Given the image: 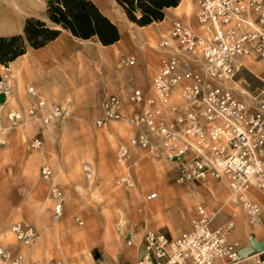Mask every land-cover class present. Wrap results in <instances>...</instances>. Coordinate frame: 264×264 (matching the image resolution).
Returning a JSON list of instances; mask_svg holds the SVG:
<instances>
[{"label":"built area","instance_id":"obj_1","mask_svg":"<svg viewBox=\"0 0 264 264\" xmlns=\"http://www.w3.org/2000/svg\"><path fill=\"white\" fill-rule=\"evenodd\" d=\"M194 2L201 32L180 19L172 21L168 36L159 42L163 57L149 83V97L129 88L126 111L118 96L109 95L95 122L99 127L116 121L133 128L130 144L173 163L178 183L212 179L225 184L229 203L241 208L248 223L255 224L260 220V207L249 192L264 189V80L251 87L239 74L246 70L244 60L249 57L264 63V0ZM2 91L11 94L8 86ZM62 112L63 107L52 105L44 123H52ZM11 116L18 119L15 113ZM128 155L129 146L121 145L118 160ZM90 169L83 166L87 173ZM41 175L52 177L47 166L41 168ZM122 181L130 184L128 179ZM49 194L55 222L62 215L65 198L53 183ZM155 196L152 192L147 198ZM211 221L212 214L198 205L190 229L176 237L146 229L136 264H214L219 258H226L228 264L242 261L237 242L227 240L233 224L213 228ZM11 230L25 245L36 238L31 225L15 222ZM22 259L0 245V264H20ZM254 262L264 264V252L254 255ZM95 264L104 262L98 259Z\"/></svg>","mask_w":264,"mask_h":264},{"label":"rangeland","instance_id":"obj_2","mask_svg":"<svg viewBox=\"0 0 264 264\" xmlns=\"http://www.w3.org/2000/svg\"><path fill=\"white\" fill-rule=\"evenodd\" d=\"M131 27L130 33L135 36L137 28ZM167 33L138 34V38H144L141 47L122 56L124 76L120 86L126 111V89L133 85L146 87L163 57L157 43ZM129 55L136 57L135 64L126 63ZM259 67L264 72V63ZM7 79L12 90V76ZM249 80L258 83L255 78ZM104 93L99 92L87 105L82 104V99L73 106L68 99L61 105L65 114L49 125H41L22 112L17 124L7 129V114L5 109L2 111L5 117L1 121L6 128L0 130V244L22 255L20 264H50L53 257L62 262L93 264L91 248L112 254L141 228H169L172 234L185 230L190 225L192 209L202 204L199 191L176 182L173 163L130 144L133 128L116 121L96 125L108 95L103 97ZM12 101L13 90L7 104ZM37 136L41 143L34 148L30 141ZM121 145L129 146L124 161L118 160ZM84 165L90 166V172L83 170ZM42 166L50 169L52 180L42 177ZM52 183L65 198L62 215L55 222L50 218ZM182 187L186 200L180 198ZM151 192L157 195L149 199ZM15 222L34 227L36 238L30 245H22L9 232L8 227Z\"/></svg>","mask_w":264,"mask_h":264},{"label":"crops","instance_id":"obj_3","mask_svg":"<svg viewBox=\"0 0 264 264\" xmlns=\"http://www.w3.org/2000/svg\"><path fill=\"white\" fill-rule=\"evenodd\" d=\"M91 1L101 14L116 26L119 37L114 43L102 45L96 37L79 38L72 35L69 30L53 24L46 14V0H0V36L23 34L25 20L29 17L37 18L44 21L48 26L60 30L55 39L42 47L27 46L25 52L10 61L7 66L0 64V81H4L3 75L4 77L11 75L14 94V101L11 105L8 104L1 110L0 121L5 117L2 112L4 109L7 114L9 111L25 113L27 109L32 108L35 115L40 116L47 113L51 105L61 106L68 102V99L71 100L70 105L73 106L82 99L85 101L82 104L87 105L88 101H93L101 91H105L103 97L107 94H113L118 95L120 100L124 101L123 88L120 86V80L124 76V69H121L124 59L122 56L130 52V49L137 51L141 47L144 38L142 36L138 38V34L140 35L145 31L160 34L164 30L169 33L174 19L184 21L196 33L201 32L195 19L196 5L194 0H180L175 7H168L164 10V18L161 21L152 22L145 26L132 23L115 0ZM132 25L137 28L134 30L135 36L130 33ZM168 33L162 38L167 37ZM155 41L158 39L155 38ZM134 58L136 59V57ZM244 63L246 70L239 74L240 79L249 83L251 87L259 85L261 80H264V72L259 67V63L262 62L252 56L245 59ZM131 71V73H135L134 69ZM151 76L148 78L146 87L133 85L129 88L140 89L145 95H149ZM251 78L257 79L258 83L255 84L250 81ZM28 87H33L35 94H28ZM128 89H126L127 95ZM0 100L2 99L0 98ZM39 100L45 101L46 106L39 108L37 105ZM7 124V129H11V122L8 119ZM2 126L4 127L3 124ZM36 139L40 140L37 136L32 138L30 142ZM185 187L189 190L196 189L199 191L197 192L199 193V201L202 202L199 205L205 207L207 213L212 214L211 227H224L229 222L233 224L227 234V240L237 242L238 254L242 258V261L235 264H255L254 255L264 252V189H252L250 191L251 199L260 207V220L258 223L250 224L243 210L229 203L228 188L225 184L210 179L203 182H187ZM180 189V198L186 200L185 188ZM195 214L196 207L194 210L192 209L189 227L175 232L176 234H172V230L170 231L169 228H166L169 231L158 228L150 229L162 232L169 237H176L190 229L191 220ZM11 226L12 223L8 227L10 233ZM144 230L145 228H141L137 234L131 235L129 239L125 240V245L112 254L106 255L104 250L91 248L89 255L92 263L95 264L98 259H102L104 264H136L143 247ZM56 258L53 257L50 264L57 261ZM214 264H228V261L226 258H219L214 261Z\"/></svg>","mask_w":264,"mask_h":264},{"label":"trees","instance_id":"obj_4","mask_svg":"<svg viewBox=\"0 0 264 264\" xmlns=\"http://www.w3.org/2000/svg\"><path fill=\"white\" fill-rule=\"evenodd\" d=\"M127 18L138 26L159 22L164 10L175 7L180 0H115ZM46 14L50 22L67 29L76 37H96L102 45L118 40L116 26L91 0H46ZM60 30L44 21L29 17L25 20L23 34L0 36V64L5 66L23 54L27 46L42 47L55 39Z\"/></svg>","mask_w":264,"mask_h":264},{"label":"bare ground","instance_id":"obj_5","mask_svg":"<svg viewBox=\"0 0 264 264\" xmlns=\"http://www.w3.org/2000/svg\"><path fill=\"white\" fill-rule=\"evenodd\" d=\"M157 47L160 48V47H159V44H158ZM129 59H133V60H134L133 63L128 62ZM126 63H127L128 65H133V64L136 63V59H135L133 56H130V57H128V58L126 59ZM153 74H154V73H153ZM153 74H152V76H153ZM152 76H151V78H152ZM7 81H8V80H7V77H6V76L4 77V81H0V86H1V89H2V90H4V87H7V86H8V87L10 88V90H11V87H10V85L8 84ZM150 81H151V79H150ZM6 85H7V86H6ZM28 89H30V90L32 91V93H30V92L28 91V94H30V95L35 94V93H34L35 90H34L33 87H28ZM2 90H0L1 92H3V93H0V96L2 97V100H3L4 103H1L2 100H0V113H1V110L3 109V107L6 106V105H8L7 103H8V101H9V97H10V94L8 95L7 93H4V91H2ZM8 90H9V89H8ZM139 90H140V89H139ZM149 90H150V89H149ZM11 91H12V90H11ZM141 91H142V90H141ZM142 92H143V91H142ZM150 94H151V91H150ZM150 94H149V95H150ZM144 96H145V97H149L148 95H145V94H144ZM106 97H107V96H106ZM106 97H105V98H106ZM105 98H104V99H105ZM118 98H119V97H118ZM119 99H120V98H119ZM40 102H42L41 105H39ZM37 105H38L39 108H43V107L46 106L45 101H43V100H39V101H37ZM51 106H52V105H51ZM51 106L49 107V110H48L47 113H45V114H43V115H40V116H36V115H35V111H34V109H32V108L27 109L26 112H27V114H28L29 116H32V118H34L35 120H37L38 123H40L41 125H43V124L46 125V124L44 123L43 120L51 115V114H49V113L51 112ZM14 113L18 116V118L20 117V112H18V111H9V112L7 113V119L11 122V127H13L14 125H16L17 122L19 121V119L15 121V119L12 118L11 115H13ZM64 114H65V110H64V112H62L61 115H60L59 117H57L56 119L62 117ZM53 119H54V117H53ZM53 119H52V120H53ZM56 119H54V120L52 121V123H53ZM52 123H50V124H52ZM48 125H49V124H48ZM3 129H4V127L2 126L1 121H0V130L2 131ZM0 135H1V134H0ZM1 142H2V140H1V138H0V143H1ZM40 143H41V141L38 140V139H36V140L32 141V142L30 143V145H31L32 147H34V146H36V145H39ZM33 145H34V146H33ZM44 167H46V166H42L41 168H44ZM40 173H41V172H40ZM91 175H92V173H91L89 176H91ZM46 180H52V177L49 178V179H46ZM130 184H132V182H131ZM132 185H133V184H132ZM52 207H53V205H52ZM10 231H11V233H12L13 236H14V233L12 232L11 227H10ZM14 238H15V236H14ZM15 240H16V238H15ZM16 241H17V240H16ZM18 242H19V241H18ZM19 243H20V242H19ZM21 244H22V243H21ZM0 245H1V244H0ZM22 245H25V244H22ZM1 246H2V245H1ZM25 246H27V245H25Z\"/></svg>","mask_w":264,"mask_h":264}]
</instances>
